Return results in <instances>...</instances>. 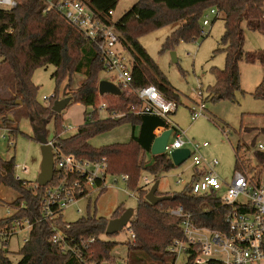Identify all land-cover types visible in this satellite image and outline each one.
<instances>
[{
  "label": "trees",
  "instance_id": "16d2710c",
  "mask_svg": "<svg viewBox=\"0 0 264 264\" xmlns=\"http://www.w3.org/2000/svg\"><path fill=\"white\" fill-rule=\"evenodd\" d=\"M16 1V9L0 10V58L9 70L8 74L5 72L6 75L0 77L1 86L9 88V92L0 94V128L6 130L10 137H16L20 131L14 119L22 107L26 106L30 118L35 117L33 124L37 136L46 135L45 124L54 122L55 130L50 141L56 144L58 153L89 161L106 159L110 175L128 177L127 187L139 193L140 201L136 215L131 221L130 228L136 239L127 244L126 264H135L130 258L139 252L149 256H153V253L166 255L167 248L175 240L182 238V220L169 213L178 207H183L191 214L192 221L198 227L227 232L225 218L232 208L225 205L215 193L195 196L190 193L189 186H186L181 192H158L159 196L171 197L161 204L152 205L146 200L150 187L160 180L161 175L177 167L167 154L151 155V148L156 139L155 131L161 127L169 129V126L160 117L132 113V107L139 104L132 91L123 92L121 96L106 95L105 100L110 104L107 118H101L97 111L86 113L85 123L77 132L72 136H65L66 126L60 114L52 110L54 103L58 101L61 84L67 80L65 88H70L73 76L82 75L84 81L81 86L76 92L67 93L65 98L70 97L71 102L85 107L96 106L100 101L98 85L101 74L106 72L104 64L97 46L69 25L56 11L47 12L43 0ZM81 1L88 4L96 15L103 17L110 11H115L120 0ZM209 9H216L220 17L223 16L225 31L220 40V48L215 53L226 54V66L223 70H212L216 82L206 89V101L234 102L237 94L243 93L240 63L259 62L264 70V50L245 51L243 28L245 24L247 29L264 35V0H139L117 22L121 44L131 55L133 90L155 86L166 99L176 102L177 105L180 103L179 93L139 40L152 31L171 25L177 26L165 39L162 53L174 51L181 43L205 39L208 36L201 35L202 18ZM48 66L55 67L52 78L56 81L57 89L50 101L48 100L49 104L44 106L37 101L39 87L34 84L33 75L36 70ZM252 95L255 99L264 101V75ZM18 101H21L22 105H16ZM113 113L123 116L113 118ZM125 124H130L134 130L129 142L101 148H95L90 143L95 137ZM259 134L264 136V128L259 130ZM256 140L257 138L253 140L252 147L256 145ZM240 151L241 145H238L235 171H248L254 174L253 182L261 184L262 172L256 171L246 160L240 158ZM146 155L152 156V163L146 161ZM254 157L260 165L264 164V152L256 150ZM15 166L14 158H0V186L9 188L18 195L10 205L14 214L0 220V232L9 235L0 236V240L14 235L18 229L14 221H29L32 227L24 246L15 253L20 257L19 261L14 263L11 254L0 248V264L114 263L113 251L118 243L105 239L108 236L107 219L89 215L68 224L63 221L62 211H58L57 216L53 218L45 217L43 201L50 186L40 187L37 183L17 180ZM143 172L153 177L152 185L140 186ZM55 180L52 184H55ZM125 211L126 209L120 206L113 219L119 218ZM67 225H70V229L66 228ZM54 228L61 229L69 238L75 239V244L71 243L70 247H76L78 254L53 244ZM91 238L95 241L89 243ZM4 242L6 244L7 240ZM84 243L88 244L87 248L83 247Z\"/></svg>",
  "mask_w": 264,
  "mask_h": 264
},
{
  "label": "rangeland",
  "instance_id": "374dc122",
  "mask_svg": "<svg viewBox=\"0 0 264 264\" xmlns=\"http://www.w3.org/2000/svg\"><path fill=\"white\" fill-rule=\"evenodd\" d=\"M139 0H120L114 11L115 18L123 17ZM208 16L211 21L210 27L205 28L209 35L205 39H199L190 43L179 44L174 51L162 53V47L165 39L176 29L177 25L167 26L152 31L140 38L141 45L146 49L151 58L157 63L162 73L168 78L173 88L180 95V103L175 114L170 115L172 124L184 131L185 140L192 141L201 147L199 155L202 156L204 163L209 164L217 161L218 165L214 168L224 184H229L235 174L236 150L241 145L239 157L246 160L256 171L262 172L261 184L264 186V164L260 165L254 157V152L258 151V144L264 143V136L259 134V130L264 128V101L257 100L253 93L263 79L264 70L262 65L247 64L244 61L240 63L241 89L234 102L220 100L212 102L206 101V89L215 84L216 78L213 69L223 70L226 66V54L223 52L215 53L220 48V40L225 31L223 16L214 17L210 15V9L203 17ZM245 30V51L256 52L264 50V35L247 29ZM176 54L177 62L172 60L171 53ZM9 73L5 64L0 58V77ZM55 67L48 66L36 70L33 75V82L39 87L37 101L47 106L49 99L55 93L56 81L52 78ZM112 74L102 73L101 80H106L117 85V81L111 78ZM84 81L82 75H74L73 83L70 88H65L67 80L59 88L58 100H62L68 94L76 92ZM0 94L9 92L7 86H1ZM200 93H203V100ZM49 101H48V100ZM204 105V117L193 121L192 110ZM28 108L22 107L14 121L18 124L20 133L16 137H10L7 131L0 128V158L4 160L15 159V164H25L27 173L17 172L18 176L30 183H37L38 175L41 170V145L38 142L36 128L33 121L35 117L30 118ZM91 111L90 107L71 102L70 105L60 114L64 126L68 127L65 136H72L77 129L85 123V114ZM32 113V112H31ZM107 112H101V118H107ZM1 122V121H0ZM46 137L50 141L54 134V122L49 121L44 126ZM245 130H249L248 132ZM134 130L130 124H125L111 132L95 137L90 141L95 148H101L115 143H127L130 141ZM137 133V130H135ZM175 135H171L169 143L175 140ZM257 138L256 145L252 147L253 140ZM207 143L208 146L204 147ZM192 149L191 146H188ZM146 161L152 163V156L146 155ZM249 160V162H248ZM251 178L254 174L246 171ZM196 176L192 160L188 159L182 166L177 167L169 173L161 175L159 180V192L174 193L181 192L188 184H191ZM118 179V182L115 180ZM180 179L182 180L179 183ZM146 181H153V177L143 172L140 179V186L144 187ZM106 189L101 192H94L78 201H73L63 210V221L70 224L87 216L105 218L108 222L113 219L116 210L123 206L126 210H136L139 206V193L132 191L120 177L106 178ZM151 188V187H150ZM226 194V187L223 188L220 195ZM18 195L13 190L0 186V220L14 214L10 205L17 199ZM127 228L113 236H106L105 239L111 242H117L113 251V264H126L128 258V243L130 236ZM30 230L28 228L18 229L8 239L0 240V248L6 249L11 254V259L17 263L20 259L15 255L24 246L28 239ZM5 240L7 243L5 244ZM161 253H153L149 256L146 253L139 252L131 256L130 261L135 264H161ZM185 258L179 259L177 264H184Z\"/></svg>",
  "mask_w": 264,
  "mask_h": 264
},
{
  "label": "built area",
  "instance_id": "2783aa9c",
  "mask_svg": "<svg viewBox=\"0 0 264 264\" xmlns=\"http://www.w3.org/2000/svg\"><path fill=\"white\" fill-rule=\"evenodd\" d=\"M43 1L47 12L56 11L69 25L97 46L106 73L113 75L111 78L116 79L121 92L132 91L136 95L139 104L132 107V113L157 116L166 121L172 131L171 135H175L176 138L172 144L168 142L165 154L171 158L174 150L192 147L190 159L197 171L192 183L187 185L190 193L195 196L215 193L225 205L232 208L225 218L228 225L227 232L198 227L192 221V215L187 213L183 207L170 210V215L182 220L183 235L167 248L166 255H160V263L177 264L179 259L185 258L184 264H264V186L255 184L248 174L241 171H235L232 181L224 184L214 171L218 162L204 163L202 156L199 155L201 147L192 141L185 140V132L170 121L169 116L175 114L178 109L177 103L166 99L155 86L144 87L140 90L132 89L131 55L121 44L117 29L118 19L115 18L114 11L100 17L81 0ZM17 6L16 0H0V10L10 11L16 9ZM210 15L220 17L216 9H211ZM210 25L211 21L208 16L203 17L201 34L203 37L209 35L205 32V28ZM200 96L202 98V93ZM99 98V103L91 107L90 113L95 111L99 114L108 113L109 102L105 100V96L99 95ZM204 109V105L194 108L192 120L204 117ZM112 116L119 118L123 115L113 113ZM169 129L158 128L155 131L156 137ZM49 143L53 144L51 141ZM207 146L208 144L205 143L204 147ZM257 147L258 151L264 152V143H259ZM54 162L55 175L52 183L56 180L55 184L49 185L50 188L43 201L45 217L53 218L57 216L58 211L63 212L73 201L90 196L94 192H102L106 189L108 176L120 177L126 183L128 180L125 175H110L106 159L82 160L73 155H61L54 148ZM27 171L25 164L16 165L15 178L22 180L17 172L27 173ZM115 182H118V179ZM181 182L180 179L179 183ZM146 185H152V182L146 181ZM224 187H226V194L220 195ZM14 224L18 229L28 228L30 230L32 227L29 221H14ZM66 228L70 229V225ZM127 231L130 240L135 241L136 237L131 228ZM0 236L9 235L0 232ZM94 241L95 239L91 238L89 243ZM52 242L61 245L65 251L78 254L76 247H70L71 243L75 244V239L69 238L59 228H54ZM83 247L87 248L88 244L84 243Z\"/></svg>",
  "mask_w": 264,
  "mask_h": 264
},
{
  "label": "water",
  "instance_id": "95a60500",
  "mask_svg": "<svg viewBox=\"0 0 264 264\" xmlns=\"http://www.w3.org/2000/svg\"><path fill=\"white\" fill-rule=\"evenodd\" d=\"M172 60L177 62L176 54L171 53ZM98 92L100 96L113 95L121 96L122 92L120 88L114 83L106 80H101L98 85ZM71 103V98L67 97L62 100H58L53 105V112L61 114ZM16 105H22L21 101H18ZM172 131L165 130L160 136L156 137L151 148V155L158 156L165 154L167 144L169 142ZM37 140L41 145L42 161L41 170L38 175L37 184L40 187H47L54 179V148L56 144H50L45 135H38ZM191 152L189 148L176 149L171 153V160L175 167L182 166L188 159H190ZM159 181L155 182L150 188L146 200L152 205L161 204L164 201L169 200L170 196H159ZM135 215L134 210H126L119 218L111 219L108 222L106 228V235L113 236L118 234L127 228Z\"/></svg>",
  "mask_w": 264,
  "mask_h": 264
},
{
  "label": "crops",
  "instance_id": "0c3cea01",
  "mask_svg": "<svg viewBox=\"0 0 264 264\" xmlns=\"http://www.w3.org/2000/svg\"><path fill=\"white\" fill-rule=\"evenodd\" d=\"M197 170L195 169V172H196ZM160 193H162V194H167V193H165V192H160Z\"/></svg>",
  "mask_w": 264,
  "mask_h": 264
}]
</instances>
